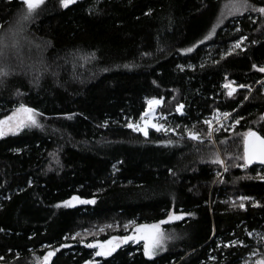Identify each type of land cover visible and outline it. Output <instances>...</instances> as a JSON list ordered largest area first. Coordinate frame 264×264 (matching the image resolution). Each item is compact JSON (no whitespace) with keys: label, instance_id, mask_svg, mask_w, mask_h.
Wrapping results in <instances>:
<instances>
[{"label":"trees","instance_id":"1","mask_svg":"<svg viewBox=\"0 0 264 264\" xmlns=\"http://www.w3.org/2000/svg\"><path fill=\"white\" fill-rule=\"evenodd\" d=\"M232 2L76 0L64 8L45 0L35 11L19 46L0 56L10 72L0 78V119L21 104L42 114V127L0 138L1 264H41L52 250L48 264H256L264 256V167L234 166L244 163L242 134L264 136V15L236 13ZM23 10L21 0H0L9 45ZM226 78L251 87L229 97ZM152 98L163 101L157 112L168 131L145 136L127 125L141 123ZM216 111L240 122L217 130L213 143L204 121ZM215 144L227 172L211 162ZM73 196L96 203L65 207ZM171 212L186 216L164 224L175 239L153 258L142 242L107 257L86 246Z\"/></svg>","mask_w":264,"mask_h":264},{"label":"snow or ice","instance_id":"2","mask_svg":"<svg viewBox=\"0 0 264 264\" xmlns=\"http://www.w3.org/2000/svg\"><path fill=\"white\" fill-rule=\"evenodd\" d=\"M75 2L76 0H60V4L64 8H67L69 5ZM21 3L25 6V10H23L14 28L11 30L13 36V42L11 45H9V44H5L2 40H0V56L4 55L5 48L19 46L18 37L22 35L23 32L25 31V23L32 18L35 11L45 3V0H21ZM231 7L233 11L236 13H241L242 11H248L249 9H251L252 11H256L264 15V7L256 8L249 3V0H233ZM2 27L3 26L0 25V28ZM214 31L215 28H213V32ZM205 39H208V37H205ZM246 39L247 37H244L242 40H238L236 44L233 46V51H235V49L241 48L243 40ZM201 43H203V41H201ZM192 50H193L192 48H189L186 51L191 52ZM228 54L230 55L231 53ZM253 67L256 66L253 65ZM257 70L261 73H264V66L259 67ZM8 75H10L8 68L0 67V78L7 77ZM2 82L3 80L0 79V83ZM223 87L228 90L227 95L231 97L238 90V88H250L251 86L245 84L235 85L234 81H229L225 83ZM245 99H248V97H245ZM147 103L149 106L148 111L145 112L144 115L141 117L142 120L144 119V116H148L150 113L153 112L154 107H159L163 103V101L162 99L152 98L148 100ZM183 108H184L183 104H179L176 106V110L178 112H181V114H183L182 113ZM40 115L42 114L39 113L36 109L21 104L19 108H17L11 115L5 116L4 119L0 120V137L6 135L9 132L18 131L20 128L26 126L42 127V125L39 123L37 119V117ZM223 115L227 117L230 116V113H224ZM239 122H240L239 119L235 121L236 124H239ZM149 124H150L149 121H144L143 126L129 123L127 127L133 128L139 132H143V134L147 136ZM204 124L208 125V132L206 134L207 139L209 141H212L213 132L216 130L214 127V122L213 120L206 119L204 121ZM150 126L157 129L158 131H165V132L168 131V129L164 128L163 125L151 123ZM172 131H175V129H172ZM187 135L189 139L203 143V138L200 133L194 130H189ZM242 137H243L244 152L241 156L238 157V159L244 161V163L236 164L234 166L247 168L251 163H253L256 160H259L260 163L264 164V136H261L258 132L249 128L247 132L242 134ZM211 162L218 165H224V171L225 172L228 171V166L226 165L225 160L220 157L218 152L213 154V158L211 159ZM217 175H220V173H217ZM261 179H264V177H261ZM247 199L249 198L243 196L240 197L241 203L238 206L240 208H244L245 205L243 201ZM74 202L80 204H95L96 200L94 199L86 200V199H81L78 196H73L70 200L64 201L63 205L65 207H72L74 206ZM57 207H60V205H57ZM182 219H184L183 215L169 214L166 220H161L158 223H154L152 225H135L134 221H130L129 223L131 225H134L133 233L131 235H125L123 237L113 236L109 240L103 242L95 241L93 243H88L86 246L88 248L99 249L95 253L96 256L107 257L110 256L123 243H127L129 241L139 243L141 240H143L144 255L149 258H153L158 251L163 250L165 248L166 240L172 238L170 236L165 235L164 230L161 228V225L172 222L174 220H182ZM108 227H112V226L109 225ZM125 227L127 228L128 225H126ZM100 231H103V229H100ZM249 235H251V233H249ZM76 236L79 237L80 233H76ZM236 243H237L236 241H232L228 246H234ZM239 243L242 244L243 242H239ZM54 254L55 253L53 251H49L47 255L43 256L41 264H48L50 257H52ZM3 259L4 257H0V260ZM85 264H93V261L92 260L86 261ZM256 264H264V256L258 259L256 261Z\"/></svg>","mask_w":264,"mask_h":264},{"label":"rangeland","instance_id":"3","mask_svg":"<svg viewBox=\"0 0 264 264\" xmlns=\"http://www.w3.org/2000/svg\"><path fill=\"white\" fill-rule=\"evenodd\" d=\"M0 40H2L5 44H10L9 43V41H8V38H7V36L6 35H2V36H0ZM230 80L228 79V78H226L225 79V83H227V82H229ZM224 83V84H225ZM239 89V88H238ZM251 90H253V88H251ZM226 91H228L227 89H226ZM149 107V106H148ZM148 107H147V110H146V112L148 111ZM17 108H19V107H17ZM17 108H15V109H13V111H11L8 115H11ZM157 108L158 107H155V109L153 110V112L152 113H150L148 116H144V119L141 121V123L139 124V125H141V126H143L144 125V121H149L150 122V124H149V126H148V129L149 128H153V127H151L150 125H151V123H155V124H159V125H161L160 124V122H159V119H160V117H159V113L157 112ZM177 111V110H176ZM178 112V111H177ZM184 112V109L182 110V113ZM178 113H180V112H178ZM224 113H220V112H218V111H216L215 113H214V115L211 117V118H209V120H213V122H214V127H215V131L213 132V135H212V141L215 143L216 141L214 140V138H215V132L217 131V130H222V131H224V132H234L235 130H236V126H237V124L235 123V119H233L231 116H227V117H225L224 115H223ZM7 115V116H8ZM144 115V114H143ZM142 115V116H143ZM231 115V114H230ZM214 117H215V119H214ZM2 119H4V117L3 118H1L0 120H2ZM37 119H38V121H39V116L37 117ZM221 125H222V127H221ZM26 127H33V126H26ZM26 127H22V128H20L18 131H15V132H9V133H7L6 135H8V134H12V133H17V132H19V131H21L23 128H26ZM155 129V128H154ZM245 132H247V131H245ZM244 132V133H245ZM143 133V132H142ZM5 136V135H4ZM3 137V136H2ZM1 138V137H0ZM216 145V144H215ZM216 151L219 153V155H220V157L222 158V159H224L225 160V162H226V157H225V155L220 151V149H217V145H216ZM244 162V161H243ZM224 166V165H223ZM71 199V198H70ZM69 199V200H70ZM82 199V198H81ZM80 203H76V202H74V205H79ZM170 214H175V215H183L184 217L186 216V214L185 213H173V212H171ZM167 219V218H166ZM165 219V220H166ZM174 221H176V220H174ZM174 221H172V222H169V223H173ZM152 224H154V223H151V224H142V225H152ZM161 228L164 230V233H165V235L166 236H170V237H172L171 239H168V240H166V242H165V248L168 246V245H170V243H172V241L175 239V237H174V232H173V229L172 228H168V227H165L164 226V224L163 225H161ZM103 229V228H102ZM133 233V229L130 231V233L128 234V235H131ZM116 237H123V236H116ZM111 238V237H110ZM109 238V239H110ZM109 239H107V240H109ZM99 241V240H98ZM100 242H103V241H100ZM132 242V241H131ZM140 242H142L143 244H144V241L143 240H141ZM134 243H136V242H134ZM122 245V244H121ZM120 245V246H121ZM119 248V247H118ZM164 248V249H165ZM99 249H96V252L98 251ZM53 251V250H52ZM54 252V251H53ZM51 258V257H50ZM1 264V263H0Z\"/></svg>","mask_w":264,"mask_h":264},{"label":"water","instance_id":"4","mask_svg":"<svg viewBox=\"0 0 264 264\" xmlns=\"http://www.w3.org/2000/svg\"><path fill=\"white\" fill-rule=\"evenodd\" d=\"M262 117L264 118V111L262 113ZM261 135V134H260ZM262 136V135H261ZM254 165H257V166H263L264 167V164L260 163L259 160H256L254 161L253 163H251L249 166H254Z\"/></svg>","mask_w":264,"mask_h":264},{"label":"bare ground","instance_id":"5","mask_svg":"<svg viewBox=\"0 0 264 264\" xmlns=\"http://www.w3.org/2000/svg\"><path fill=\"white\" fill-rule=\"evenodd\" d=\"M154 109H155V107H154ZM146 112V111H145Z\"/></svg>","mask_w":264,"mask_h":264}]
</instances>
